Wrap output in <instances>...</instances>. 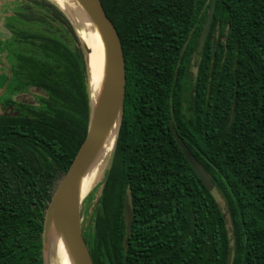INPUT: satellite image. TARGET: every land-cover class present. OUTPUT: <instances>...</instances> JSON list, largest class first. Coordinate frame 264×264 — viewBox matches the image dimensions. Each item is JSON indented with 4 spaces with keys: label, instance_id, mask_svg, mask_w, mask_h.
Masks as SVG:
<instances>
[{
    "label": "trees",
    "instance_id": "1",
    "mask_svg": "<svg viewBox=\"0 0 264 264\" xmlns=\"http://www.w3.org/2000/svg\"><path fill=\"white\" fill-rule=\"evenodd\" d=\"M125 60L122 123L84 237L94 264H264V0H100ZM0 42V264H44V213L85 140L83 52L50 0H14ZM13 60V61H11ZM195 74L192 76V69ZM41 91L38 106L13 97ZM46 96V97H45ZM211 177L231 223L183 157Z\"/></svg>",
    "mask_w": 264,
    "mask_h": 264
},
{
    "label": "water",
    "instance_id": "2",
    "mask_svg": "<svg viewBox=\"0 0 264 264\" xmlns=\"http://www.w3.org/2000/svg\"><path fill=\"white\" fill-rule=\"evenodd\" d=\"M54 3L67 18L80 43L88 77L89 120L85 140L75 155L69 169L62 175L53 191L44 213L42 231V255L50 244V236H58L78 264H94L89 246L84 237L82 222L81 194L82 179L86 166L98 154L105 139L122 123L125 99V60L118 32L107 17L100 0H69L61 5ZM216 0H211L209 10L198 36L195 48V63L205 47L214 19ZM97 34L101 41L104 56V73L99 91H93L89 76V55L91 51L84 45L81 33ZM42 93V92H40ZM96 93V94H95ZM44 95V94H43ZM11 110L5 114L11 116ZM177 147L191 169L210 192L215 190L211 177L195 161L183 141L173 132ZM114 150V148H113ZM44 262V258H43ZM45 264V263H44Z\"/></svg>",
    "mask_w": 264,
    "mask_h": 264
},
{
    "label": "bare ground",
    "instance_id": "3",
    "mask_svg": "<svg viewBox=\"0 0 264 264\" xmlns=\"http://www.w3.org/2000/svg\"><path fill=\"white\" fill-rule=\"evenodd\" d=\"M56 3L64 5L65 2L69 0H53ZM83 36L84 45L87 46L91 54L89 57V76L91 87L94 92H98L100 85L102 84L103 73H104V56L102 52V44L100 38L97 34H88L84 32L81 33ZM95 93V94H96ZM117 127L115 130H112L109 136L103 142L101 148L98 151V154L95 158L86 166L84 170V175L82 179V198L84 199L93 187L98 182L102 167L106 162L108 156L113 152L114 142L116 138ZM50 245L52 246V251L56 257V264H78L75 258L67 250L63 244L60 237L50 236Z\"/></svg>",
    "mask_w": 264,
    "mask_h": 264
},
{
    "label": "rangeland",
    "instance_id": "4",
    "mask_svg": "<svg viewBox=\"0 0 264 264\" xmlns=\"http://www.w3.org/2000/svg\"><path fill=\"white\" fill-rule=\"evenodd\" d=\"M14 0H0V35L3 40H6L9 38V32L6 29L5 25L6 23L11 22L10 20L15 13H17L19 10L17 8L19 7L18 2H13ZM7 52L0 53V84L2 82V77H4L7 72H9L10 65L7 60ZM13 61V60H11ZM195 74V68L192 69V76ZM3 86V88H5ZM5 90V89H3ZM0 89V99L4 98V91ZM38 92L34 91L33 94H30L31 99L33 100L32 105H36L38 101ZM29 96V95H27ZM22 100V98L20 97ZM3 111L0 110V114H2ZM109 164V156L104 163L98 182L95 185V187L92 188V190L89 192V194L83 199L82 203V222H83V228H88L89 225H91L93 217L96 213L97 206H98V199L102 190V184L104 181V177L106 175V171L108 169ZM214 198L216 202L218 203L219 208L221 209L222 213L225 216V220L227 223V228L229 232L230 238L232 237V231H231V223L227 214L226 209V203L223 197L216 191H213ZM43 258L45 264H56V257L54 252L52 251V246L49 244V246L46 247V249L43 252Z\"/></svg>",
    "mask_w": 264,
    "mask_h": 264
},
{
    "label": "flooded vegetation",
    "instance_id": "5",
    "mask_svg": "<svg viewBox=\"0 0 264 264\" xmlns=\"http://www.w3.org/2000/svg\"><path fill=\"white\" fill-rule=\"evenodd\" d=\"M2 41H5V40H3L2 37H1V35H0V42H2ZM3 89H5V88H2V90ZM3 91H5V90H3ZM34 91L38 92V94H39V95H37L38 97H40L41 95H43V93H40L41 91H39V90L30 89V90H28L27 93H22L20 95H17L16 97H13V101H15L17 103V105H23V106H29V107H36V106H38V101H37V104L36 105H32L33 100L30 97V94H33ZM27 95H29V96H27ZM20 97L22 98V100L20 99ZM16 108H17L16 105H6L2 101V102H0V110H2L3 113L0 114V115H5L8 112V110H11L9 114H11V116H15V115L18 114V112L16 111Z\"/></svg>",
    "mask_w": 264,
    "mask_h": 264
}]
</instances>
